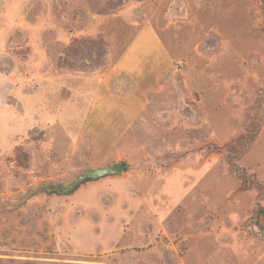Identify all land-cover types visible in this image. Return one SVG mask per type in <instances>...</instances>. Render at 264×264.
Listing matches in <instances>:
<instances>
[{
  "label": "rangeland",
  "instance_id": "rangeland-1",
  "mask_svg": "<svg viewBox=\"0 0 264 264\" xmlns=\"http://www.w3.org/2000/svg\"><path fill=\"white\" fill-rule=\"evenodd\" d=\"M0 264H264L263 0H0Z\"/></svg>",
  "mask_w": 264,
  "mask_h": 264
},
{
  "label": "water",
  "instance_id": "water-1",
  "mask_svg": "<svg viewBox=\"0 0 264 264\" xmlns=\"http://www.w3.org/2000/svg\"><path fill=\"white\" fill-rule=\"evenodd\" d=\"M123 172H124L123 163L117 162L98 169L86 170L78 177V179L73 184L69 186H63L61 184L58 185L49 184L48 186L41 188L40 191H53V192H58L60 194H71L75 190H77V188L81 184L86 182L88 179L100 180L110 175L122 174Z\"/></svg>",
  "mask_w": 264,
  "mask_h": 264
},
{
  "label": "crops",
  "instance_id": "crops-1",
  "mask_svg": "<svg viewBox=\"0 0 264 264\" xmlns=\"http://www.w3.org/2000/svg\"><path fill=\"white\" fill-rule=\"evenodd\" d=\"M152 35H153V33H152V31L151 30H145L144 32H143V34L141 35V38H140V40L142 41L144 38H146V37H148L149 39H151L152 38ZM143 41H145V39L143 40ZM142 41V42H143ZM140 46H142V45H140ZM146 48V47H145ZM149 48V47H148ZM138 54L135 52V50H134V47L127 53V55H126V57H125V59L123 60V62L121 63V67H125L126 69H130V70H132V69H134L133 68V65H132V61H135L133 58H135L136 56H137ZM133 59V60H132Z\"/></svg>",
  "mask_w": 264,
  "mask_h": 264
},
{
  "label": "trees",
  "instance_id": "trees-1",
  "mask_svg": "<svg viewBox=\"0 0 264 264\" xmlns=\"http://www.w3.org/2000/svg\"><path fill=\"white\" fill-rule=\"evenodd\" d=\"M263 2H264V0H263ZM122 163H123L124 171H126L128 169V166L124 162H122ZM88 181H91V179H88L86 182H88ZM52 193H54V192H52Z\"/></svg>",
  "mask_w": 264,
  "mask_h": 264
}]
</instances>
